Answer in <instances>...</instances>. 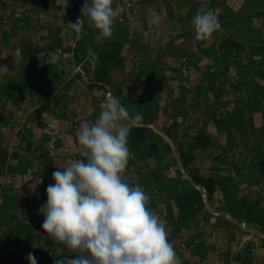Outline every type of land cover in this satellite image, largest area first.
<instances>
[{
	"label": "rangeland",
	"instance_id": "rangeland-1",
	"mask_svg": "<svg viewBox=\"0 0 264 264\" xmlns=\"http://www.w3.org/2000/svg\"><path fill=\"white\" fill-rule=\"evenodd\" d=\"M129 1L0 0V264H264V0Z\"/></svg>",
	"mask_w": 264,
	"mask_h": 264
},
{
	"label": "trees",
	"instance_id": "trees-1",
	"mask_svg": "<svg viewBox=\"0 0 264 264\" xmlns=\"http://www.w3.org/2000/svg\"><path fill=\"white\" fill-rule=\"evenodd\" d=\"M63 20H66L65 18H63ZM64 22V21H63ZM169 29H173V24L172 25H170V28ZM56 43V42H55ZM59 43H60V40H59ZM58 47V46H57ZM93 48H97V49H94L95 51H97V52H99L100 50H99V48L97 47V45L95 46V47H93ZM27 52H24V54H26ZM40 53V51L38 50V51H36V52H31V54H29V56L30 57H32V55L34 56V55H38ZM92 56H94V54H93V52H92ZM94 58V57H93ZM94 61H95V59H94ZM35 64H37V65H39L40 64V61L39 60H37V61H35L34 62ZM97 65H98V63H97ZM96 64H92V72L93 71H95V70H98V69H96V67L98 68V66H97ZM99 88H102L101 86H98ZM103 89V88H102ZM136 130L137 131H140L141 133L143 132L142 130V128L141 127H137L136 128ZM198 143L199 144H202V140H201V137L199 136L198 137ZM152 151H155V147L154 148H152L151 149ZM0 161H2V159H0ZM1 166V165H0ZM194 182L196 183V184H199V185H201V184H204V183H201V181L199 180V179H197V180H194ZM192 195H193V199H195L194 200V202L192 203V206H199V204H200V196H199V192H198V189L196 190V188H193L192 189ZM3 214V213H2ZM14 217H11V219H13ZM5 221H6V219H4ZM2 218H1V220H0V223L1 224H4L5 223V221H4ZM10 233H12V232H10ZM5 264V263H4Z\"/></svg>",
	"mask_w": 264,
	"mask_h": 264
},
{
	"label": "built area",
	"instance_id": "built-area-1",
	"mask_svg": "<svg viewBox=\"0 0 264 264\" xmlns=\"http://www.w3.org/2000/svg\"><path fill=\"white\" fill-rule=\"evenodd\" d=\"M124 4H125L126 7H129V6H130V1H129V0H125ZM49 148L52 149L53 146L51 145V146H49ZM119 167H121V166H119ZM119 167H118V168H119ZM119 170H120V169H119ZM119 174H120L121 176L124 175L122 171H119Z\"/></svg>",
	"mask_w": 264,
	"mask_h": 264
},
{
	"label": "bare ground",
	"instance_id": "bare-ground-1",
	"mask_svg": "<svg viewBox=\"0 0 264 264\" xmlns=\"http://www.w3.org/2000/svg\"><path fill=\"white\" fill-rule=\"evenodd\" d=\"M196 186H197V187H199V188H201V187H200L199 185H197V184H194V186H193V187H194V188H196ZM199 188H196V189H198L199 191H201V193H202V196H203V197H205V196H204V194H205V191L203 190V188H201V189H199Z\"/></svg>",
	"mask_w": 264,
	"mask_h": 264
},
{
	"label": "clouds",
	"instance_id": "clouds-1",
	"mask_svg": "<svg viewBox=\"0 0 264 264\" xmlns=\"http://www.w3.org/2000/svg\"><path fill=\"white\" fill-rule=\"evenodd\" d=\"M201 196H202V194H201ZM203 197V196H202Z\"/></svg>",
	"mask_w": 264,
	"mask_h": 264
},
{
	"label": "crops",
	"instance_id": "crops-1",
	"mask_svg": "<svg viewBox=\"0 0 264 264\" xmlns=\"http://www.w3.org/2000/svg\"><path fill=\"white\" fill-rule=\"evenodd\" d=\"M252 263V262H251Z\"/></svg>",
	"mask_w": 264,
	"mask_h": 264
}]
</instances>
